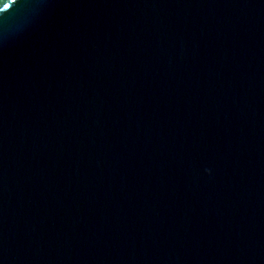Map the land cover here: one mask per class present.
Listing matches in <instances>:
<instances>
[{"label": "water", "instance_id": "water-1", "mask_svg": "<svg viewBox=\"0 0 264 264\" xmlns=\"http://www.w3.org/2000/svg\"><path fill=\"white\" fill-rule=\"evenodd\" d=\"M0 264H264V0H0Z\"/></svg>", "mask_w": 264, "mask_h": 264}, {"label": "snow or ice", "instance_id": "snow-or-ice-1", "mask_svg": "<svg viewBox=\"0 0 264 264\" xmlns=\"http://www.w3.org/2000/svg\"><path fill=\"white\" fill-rule=\"evenodd\" d=\"M3 7H4V8H7V7H8V4H4Z\"/></svg>", "mask_w": 264, "mask_h": 264}]
</instances>
